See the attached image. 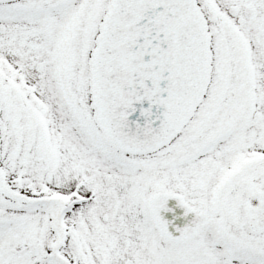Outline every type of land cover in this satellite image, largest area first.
<instances>
[{
	"label": "snow or ice",
	"instance_id": "obj_1",
	"mask_svg": "<svg viewBox=\"0 0 264 264\" xmlns=\"http://www.w3.org/2000/svg\"><path fill=\"white\" fill-rule=\"evenodd\" d=\"M0 264H264V0H0Z\"/></svg>",
	"mask_w": 264,
	"mask_h": 264
},
{
	"label": "flooded vegetation",
	"instance_id": "obj_2",
	"mask_svg": "<svg viewBox=\"0 0 264 264\" xmlns=\"http://www.w3.org/2000/svg\"><path fill=\"white\" fill-rule=\"evenodd\" d=\"M169 203H170V204H174V203H175V199H174V198H171L170 201H169ZM168 214H169V216H170V218H171L172 214H171V213H168ZM176 223H181V220L178 219V220L176 221ZM171 228H174V225H171Z\"/></svg>",
	"mask_w": 264,
	"mask_h": 264
}]
</instances>
